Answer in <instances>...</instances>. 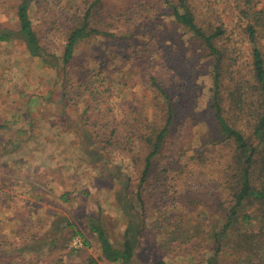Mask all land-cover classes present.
<instances>
[{"label": "rangeland", "instance_id": "1", "mask_svg": "<svg viewBox=\"0 0 264 264\" xmlns=\"http://www.w3.org/2000/svg\"><path fill=\"white\" fill-rule=\"evenodd\" d=\"M92 1L31 0L32 28L50 56H61L76 18ZM165 1L101 0L90 11L91 25L112 36L82 41L65 67L51 58L48 65L31 57L18 39L0 43V264H83L88 258L112 264L102 258L91 224L98 222L113 246L121 248L128 218L135 216L133 191L141 155L134 148L120 149L119 132L106 144L111 122L106 108L112 107L114 127L120 129L149 112L150 77L167 82L174 94L188 86L194 98L189 106L199 110L211 88V59L195 55L198 51L173 22ZM188 1L197 16L240 25L234 0ZM20 3L0 0V30L17 31ZM239 48L243 53L249 47L244 42ZM68 80L64 95L62 85ZM92 93L106 94L98 99ZM186 122L167 141L158 162L175 185L180 218L173 212L166 231L144 233L135 264H205L210 254L203 230L214 202L206 181L218 176V162L228 160L230 150H211L205 165L190 160L191 169L185 166V155L201 152L206 129L203 123ZM145 200L150 212L154 198ZM185 230H200L199 237L162 243Z\"/></svg>", "mask_w": 264, "mask_h": 264}, {"label": "trees", "instance_id": "2", "mask_svg": "<svg viewBox=\"0 0 264 264\" xmlns=\"http://www.w3.org/2000/svg\"><path fill=\"white\" fill-rule=\"evenodd\" d=\"M234 1L237 22H240L238 29L218 16H197L188 0L165 1L173 22L188 34V44L198 51L195 55L211 59V88L203 110L189 106L194 98L188 86L182 85L174 94L167 82L155 76L147 83L151 108L147 114L139 113L132 124L124 123L117 129L112 107L106 108V118L111 120L108 122L110 127H106L109 130L106 144L112 143L113 136L119 132L120 136H116L123 146L120 149L130 151L134 148L137 155H141L139 183L133 191L135 216L128 218L121 248L113 246L98 222L91 224L90 230L107 262L135 264V253L144 233L166 231L175 216L173 212L178 210L175 185L168 170L158 162L167 141L190 121L191 124L203 123L206 129L199 155H185L189 159L185 158L182 164L190 169L193 165L190 160L205 165L209 151L220 152L222 147L230 150L228 160L218 162V176L206 181L210 201L214 203L206 219L207 230H203L211 247L205 264H264V3L259 0ZM30 3L31 0H21L17 9L18 29L0 30V43L18 39L31 57H37L43 63L50 65L48 59L51 58L55 64L59 62L65 67L82 41L96 35L112 36L99 30L98 24L91 25L90 11L101 4V0H94L88 3L84 14L76 18L61 56H50L32 28ZM244 42L249 48L242 53L239 46ZM129 58L130 55L125 56L126 60ZM68 82L62 85L64 95L69 93ZM105 94L94 95L101 99ZM88 99L94 100L91 94ZM145 196H151L155 201L150 212ZM179 218L176 213V219ZM199 232L190 234L185 230L174 238L173 235L179 233L175 231L162 243L166 246L177 240L189 242L195 236L199 237ZM83 264H98V260L88 258Z\"/></svg>", "mask_w": 264, "mask_h": 264}]
</instances>
